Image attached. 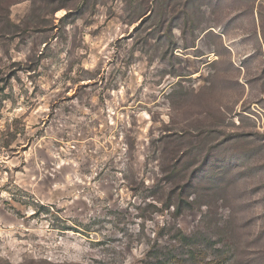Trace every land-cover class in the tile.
Instances as JSON below:
<instances>
[{"label": "rangeland", "instance_id": "rangeland-1", "mask_svg": "<svg viewBox=\"0 0 264 264\" xmlns=\"http://www.w3.org/2000/svg\"><path fill=\"white\" fill-rule=\"evenodd\" d=\"M0 264H264V0H0Z\"/></svg>", "mask_w": 264, "mask_h": 264}]
</instances>
